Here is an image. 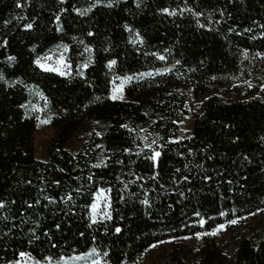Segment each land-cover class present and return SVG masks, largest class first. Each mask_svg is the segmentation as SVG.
<instances>
[{"label": "trees", "instance_id": "obj_1", "mask_svg": "<svg viewBox=\"0 0 264 264\" xmlns=\"http://www.w3.org/2000/svg\"><path fill=\"white\" fill-rule=\"evenodd\" d=\"M19 2L17 8V0H0V74L20 81L6 87L0 80V264L21 251L56 261L90 249L108 264H139L167 240L179 242L158 264H264V235H237L232 257L213 235H201L195 250L180 244L264 211V58L256 56L264 53V0H101L85 15L74 9L94 0ZM184 8L192 11L181 13ZM26 23L33 28L25 30ZM133 33L143 43H130ZM81 40L93 49L83 79L75 75L88 56ZM58 43L69 46L67 77L32 64ZM7 56L15 57L11 65ZM108 60H116L111 70ZM142 72L152 75L131 80L127 100L106 98L109 80ZM189 90L198 104L193 130L176 140ZM37 116L49 119L53 130L45 161L35 157ZM72 140L80 145L75 152L67 149ZM153 140L161 152L155 168L145 148ZM97 187L108 190L111 219L91 224ZM145 192L148 206L140 204Z\"/></svg>", "mask_w": 264, "mask_h": 264}, {"label": "snow or ice", "instance_id": "obj_2", "mask_svg": "<svg viewBox=\"0 0 264 264\" xmlns=\"http://www.w3.org/2000/svg\"><path fill=\"white\" fill-rule=\"evenodd\" d=\"M100 2H101V0H94V3L89 8H85V9H82V10L81 9H74V10L77 11L80 15H85L88 11L91 10V7H95L96 4H99ZM229 2H231V0H229ZM58 3L59 4H63L64 0H58ZM26 4H27V0H25V5L24 6H26ZM21 6H22L21 3L19 2V0H17L16 7L20 8ZM106 6L111 7V3H109ZM137 7H139L138 4H137ZM60 11L63 12L64 9L61 8ZM159 11L161 13L167 14L169 16H173V15L177 14L175 9L169 10L168 8H162V9H159ZM191 11L192 10L190 8L180 9L181 13H183V12H191ZM193 15L198 17L199 15H201V13L195 12V13H193ZM221 15H223V13H221ZM17 19H24V17H17ZM59 21H60V15H59V13H56V18L53 21V23H55L56 32H58V33L63 31ZM209 22L211 23V21H209ZM215 23L219 24L220 21L217 20V21H215ZM197 26L198 27H203V25H201L199 23V21H197ZM23 27H24L25 30H30V29L33 28V24L32 23H26V24H24ZM124 28H125V31L129 30L127 25H125ZM230 31H231V29H230ZM87 36H89V37L93 36V32H91V31L87 32ZM133 36H134V38L130 39V41H129L130 43H132V44H136L137 42L143 43V39L138 33H133ZM72 39H73V41H75L76 37H72ZM79 43L84 45V52H86L88 54L87 59L85 60V62L82 63V64L77 65V71L75 73V75H77L81 79H83L84 78V70L87 69L88 66L92 63V51H93V49L90 46L84 44L83 40L79 41ZM4 46H5L4 43H0V47H4ZM55 50H60L61 54L58 57L54 58L50 54H45L44 56H38L35 59H33L32 60V64L36 68L40 69L42 72H45V73H54V74H56L58 76H61V77L70 76L71 75L70 65L67 62L68 59H69V56H68L69 46L67 44L58 43L57 45H55L54 49H50L49 51L52 52V51H55ZM103 50L105 52H107L108 48H104ZM152 55L155 56L156 54L153 53ZM256 56L264 58V53L257 52ZM157 59L163 60V59H165V57L158 56ZM6 60H7L8 64L11 65L14 62L15 57L7 56ZM176 63H179V61H177ZM115 64H116V60H108L107 63L105 64V67L107 69L111 70ZM167 71H169V69H167V68H165L163 70V72H167ZM150 75H152L151 72H142V73H136V74H133V75H124L123 77H115V80H119V84L115 83L113 80H109L108 83L110 85V88L108 90V95H107L106 98L108 100H111V101H116V100L123 99V88H124L125 84H127L128 82L133 80L136 76L144 77V76H150ZM0 80L4 81V84H5L6 87H11L13 84L20 83L19 79L13 80L11 82H9L7 80H4V77H3L2 74H0ZM89 86L91 87V85H89ZM251 86L252 85L249 84V87H251ZM26 87L31 92L33 86L32 85H27ZM260 88H261V91H264V84H261ZM37 95L45 100L44 107L47 108V106H48L47 99L43 97L42 93L37 92ZM99 99H100V97H95V100H99ZM262 102H264V101H262ZM19 107L20 108H25V105L21 104V105H19ZM31 107H32L33 110L40 111V109H38L35 104H33ZM85 107H87V105H85ZM26 115H27V113H26ZM36 119L38 120L40 125H44V124L49 123V119H41L39 116H37ZM94 123H98V122L94 121ZM120 127L125 128L127 126L126 125H121ZM225 127H228V125H225ZM128 130L130 132L132 131V129H128ZM141 131H146V130L141 129ZM96 135L99 136L100 133H96ZM144 139H146V137H141V142H143ZM260 139L262 141H264V136H262ZM233 142H235V141H233ZM155 143H156V141L153 140L151 142V144H145V148H148V149L151 150V155L146 157V158L152 161L153 168L156 167L157 158L161 155V152L159 150H156V149L152 148V144H155ZM97 147H102V146L98 145ZM159 147H160V145H157V148H159ZM128 151H129L128 149H124V152L127 153ZM136 155L139 156L140 152H137ZM189 155H191V153H189ZM211 158H212L211 156L208 157V159H211ZM247 159H248V157L245 156L244 160H247ZM92 166L93 167H100L101 165L100 164H95V165H92ZM185 167H187V165ZM177 171H179V169H177ZM92 179L93 178L91 176L88 177L89 182H91ZM152 179H155V174L153 175ZM205 179H207V177H205ZM54 183H58V181H54ZM77 191H79V189H77ZM107 191H108L107 189H103V188L97 187L95 192L92 193L93 202L89 206V212H90L89 219H90V223L91 224H95L96 223V218H97V215L99 214L97 210L100 207L99 201L101 199H103L105 201L104 209H103V218L111 219V214L109 212L110 205L107 203V200H108V196L106 195ZM180 195L183 196V193H181ZM144 196H145V198L140 200V204L144 205V206H148L149 202H148V199H147V193L146 192L144 193ZM66 199H70V198L66 197ZM121 199H123V197H121ZM36 203L39 204L40 201L37 200ZM49 203H54V201L49 200ZM28 206L32 207L31 204L28 205ZM3 207H5V203H4V201L0 200V208H3ZM196 215L199 216V213H196ZM220 215L223 216L224 213L221 212ZM199 223L201 225H203L204 224V220L201 219L199 221ZM229 223L230 224H236L237 221L235 219H232V220L229 221ZM37 227H39V225H37ZM57 227H59V225H57ZM223 228H224L223 224H218L217 228L214 229L212 232L196 233V238L199 239L201 235H215L216 231L222 230ZM30 231L32 232V240H39V237L35 235V230L34 229H30ZM114 232L120 233L121 232V228L120 227H116L114 229ZM44 235L48 236V233L45 232ZM32 240H30L29 243H31ZM52 247H56V245L53 244ZM89 255L96 257V258L92 259L91 264H102L100 257L96 256V250L95 249H90L88 253H83L82 255H76V256L67 257V258H65L64 256H61L56 261H53L52 257L47 256V255L43 256L42 259H36L30 253L25 252V251H21V252L18 253V257L19 258L14 260V261H9L8 264H22V261H27L28 264H71L72 261H76V260H80V259H83V258H87ZM107 255H108V253L105 252L104 256H107ZM0 259H3V258L0 257ZM103 264H108V262L105 260V261H103Z\"/></svg>", "mask_w": 264, "mask_h": 264}, {"label": "rangeland", "instance_id": "obj_3", "mask_svg": "<svg viewBox=\"0 0 264 264\" xmlns=\"http://www.w3.org/2000/svg\"><path fill=\"white\" fill-rule=\"evenodd\" d=\"M54 58L58 57L61 53L60 50H55L50 53ZM68 62V61H67ZM120 77V76H116ZM113 81L119 84V80L113 79ZM124 85L123 88V99L127 100L125 96V88L129 84ZM188 102H187V111L188 114L182 118L179 123V132L176 136V140L188 137L193 130V122L194 115L198 108V104L194 102L191 91L187 92ZM42 119V118H41ZM53 135V130L50 127V124L40 125L38 120L36 122V133L34 135V148H35V157L39 161H45L47 158V150L48 144ZM79 144L72 140L67 146V149L70 152H75L79 148ZM108 196V194L106 193ZM108 203V200H107ZM105 201L101 199L99 201L100 207L98 208L97 219H103V209H104ZM245 235L250 238H260V236L264 235V211H259V213L249 214L244 216V218L237 220L236 224H228L224 225L222 230L216 231V234L213 237L216 239L217 243L224 250V253L227 257H232L234 253V238L237 235ZM203 237L200 236L199 239L195 237H189L180 241L181 245H186L188 248L195 250L198 245L202 242ZM179 241L167 240V242H163L157 245H153L150 250L140 259L139 264H158L159 262H166L167 255L171 251V247L174 246ZM96 258L95 256L89 255L87 258H83L80 260L72 261L71 264H91L92 259ZM102 262V261H101ZM22 264H28L27 261H22ZM103 264V262H102Z\"/></svg>", "mask_w": 264, "mask_h": 264}]
</instances>
